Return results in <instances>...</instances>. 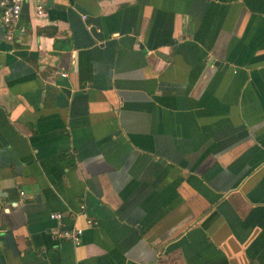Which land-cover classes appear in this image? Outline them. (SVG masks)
<instances>
[{"label": "crops", "instance_id": "0c3cea01", "mask_svg": "<svg viewBox=\"0 0 264 264\" xmlns=\"http://www.w3.org/2000/svg\"><path fill=\"white\" fill-rule=\"evenodd\" d=\"M13 26L0 264H264V0H23Z\"/></svg>", "mask_w": 264, "mask_h": 264}, {"label": "built area", "instance_id": "2783aa9c", "mask_svg": "<svg viewBox=\"0 0 264 264\" xmlns=\"http://www.w3.org/2000/svg\"><path fill=\"white\" fill-rule=\"evenodd\" d=\"M23 0H0V27L5 28V37L7 40L13 39V29L14 23H16L19 19L21 13V6ZM36 12L38 15H42L44 13V6L42 3H38L36 6ZM23 31V28L20 29ZM62 76H67L66 72H60ZM23 196L24 192H20ZM2 201L0 200V210L4 209ZM50 217L57 221V224L60 226L62 214L60 212H52L50 213ZM88 226H93L96 224V221L88 220ZM83 233L82 227H72L69 229H64L62 231L56 229L52 230V234L55 236H59L63 239H66L72 242L74 245H79L81 243V236Z\"/></svg>", "mask_w": 264, "mask_h": 264}]
</instances>
